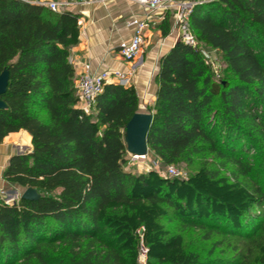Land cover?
<instances>
[{"label": "trees", "instance_id": "obj_1", "mask_svg": "<svg viewBox=\"0 0 264 264\" xmlns=\"http://www.w3.org/2000/svg\"><path fill=\"white\" fill-rule=\"evenodd\" d=\"M39 1L0 0V143L23 130L31 146L2 178L40 195L0 203V264H137L138 231L146 264H237L215 256L220 243L206 248L162 220L238 237L260 224L252 210L264 193L241 179L253 149L264 154V0H190L197 45L177 40L159 60L147 149L161 166H184V179L125 170L134 87L104 84L89 111L78 108L69 61L78 16ZM159 30L170 33L167 13ZM200 46L219 55L223 77ZM253 264H264V235Z\"/></svg>", "mask_w": 264, "mask_h": 264}, {"label": "crops", "instance_id": "obj_2", "mask_svg": "<svg viewBox=\"0 0 264 264\" xmlns=\"http://www.w3.org/2000/svg\"><path fill=\"white\" fill-rule=\"evenodd\" d=\"M210 1V0H203ZM70 11L78 16L79 41L70 50L69 61L79 70L80 65L88 64L91 72L104 70L131 73L130 85L138 97V110L152 106L155 101L157 84L155 77L159 69V60L178 40L172 12L156 13L149 25L146 45L141 61H124L118 55L120 42L129 41L132 28L127 23L133 19H142L147 12L135 0H99L86 4H77ZM169 15L170 33L160 35V22L165 14ZM152 114V112H150ZM23 146H30V136L20 130L9 133L0 143V203H10L12 193L20 187L2 178V173L12 155L23 154Z\"/></svg>", "mask_w": 264, "mask_h": 264}, {"label": "built area", "instance_id": "obj_3", "mask_svg": "<svg viewBox=\"0 0 264 264\" xmlns=\"http://www.w3.org/2000/svg\"><path fill=\"white\" fill-rule=\"evenodd\" d=\"M99 0H40L38 3L47 7L53 12L61 10H70L77 4H86ZM146 12V16L142 19H133L127 23V26L132 28V36L129 41L120 42L118 45V55L124 61H141L144 47L146 45L147 33L149 25L152 22V16L156 13L172 12L174 25L178 40L183 41L190 46H196L197 40L188 25V16L195 5V2L190 0H135ZM200 53L206 65L209 66L211 72L217 78L219 76L218 67L212 55L201 46ZM77 65L74 66L76 68ZM73 68V69H74ZM75 88L77 93L76 106L83 111H89L94 105L95 98L101 93L104 84H118L121 86L130 85L131 73H122L120 71L104 70L101 72H91L88 64H82L79 70L75 69ZM133 157V156H131ZM133 157V158H145ZM154 170L159 173L160 163L156 159L152 163ZM168 176L179 178L173 166H166ZM139 241L137 246V264H146L147 247L142 241L141 231H138Z\"/></svg>", "mask_w": 264, "mask_h": 264}, {"label": "rangeland", "instance_id": "obj_4", "mask_svg": "<svg viewBox=\"0 0 264 264\" xmlns=\"http://www.w3.org/2000/svg\"><path fill=\"white\" fill-rule=\"evenodd\" d=\"M206 49L215 59L218 67V73L220 77H223L224 65L218 54L212 50L201 46ZM153 106V105H152ZM152 106H146L141 111H147V108ZM23 153L30 151V148L23 146L21 150ZM247 154V153H246ZM245 155V154H244ZM251 162H248L250 166V171L248 172L245 178H242V183H244L250 190L256 191L260 190L264 193V154H256V147L250 153ZM156 160L149 152L145 158H133L126 153L125 156V170L138 174L145 173L152 169L153 162ZM176 174L179 178L184 179L188 172L185 170L184 166H173ZM159 173L163 177L173 178L168 176L166 172V166H159ZM23 188L19 189L17 193H12L8 201L10 203L17 202L20 198ZM253 214L259 220L258 228L249 235L242 237L238 236H228L225 235L222 231L217 230L215 226L205 225L206 227H192L188 224L187 221H182L180 219L168 220L163 219L162 223L165 224L166 228L172 232H182L187 237H192L194 241L199 242L201 245H204L206 248L210 247L212 242L220 243V246L215 254L217 258L227 259V260H236L237 264H253L254 257L259 253L260 247L263 245V235H264V207H256L252 210ZM208 223V222H207ZM222 226V224H220ZM210 235V240H205L206 235ZM205 235V236H204Z\"/></svg>", "mask_w": 264, "mask_h": 264}, {"label": "water", "instance_id": "obj_5", "mask_svg": "<svg viewBox=\"0 0 264 264\" xmlns=\"http://www.w3.org/2000/svg\"><path fill=\"white\" fill-rule=\"evenodd\" d=\"M8 84V71L4 69L0 73V96L6 91ZM6 107L5 103L0 99V109ZM152 122V114L146 112H136L125 124L124 143L126 153L133 157H141L147 155V135ZM40 195L33 188L24 189L20 195V199L27 201H36Z\"/></svg>", "mask_w": 264, "mask_h": 264}]
</instances>
